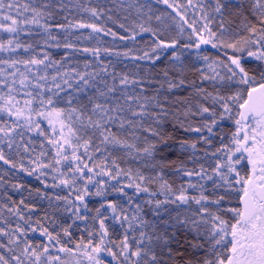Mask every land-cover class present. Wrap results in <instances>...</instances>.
Returning a JSON list of instances; mask_svg holds the SVG:
<instances>
[{"label": "snow or ice", "instance_id": "snow-or-ice-1", "mask_svg": "<svg viewBox=\"0 0 264 264\" xmlns=\"http://www.w3.org/2000/svg\"><path fill=\"white\" fill-rule=\"evenodd\" d=\"M0 264H264V0H0Z\"/></svg>", "mask_w": 264, "mask_h": 264}, {"label": "trees", "instance_id": "trees-1", "mask_svg": "<svg viewBox=\"0 0 264 264\" xmlns=\"http://www.w3.org/2000/svg\"><path fill=\"white\" fill-rule=\"evenodd\" d=\"M174 34V33H173ZM209 55H215V50H210L209 51ZM192 75H195V73H191ZM225 131H227V128L225 129ZM16 181H22L24 182L25 184H27L28 186H36V187H39V183L33 178V177H28L24 174H20L17 178H16ZM14 196L15 199H19L20 198V194L19 193H10Z\"/></svg>", "mask_w": 264, "mask_h": 264}]
</instances>
